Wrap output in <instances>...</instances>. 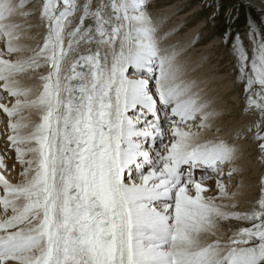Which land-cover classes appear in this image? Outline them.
<instances>
[{
  "label": "snow or ice",
  "instance_id": "6c2138e0",
  "mask_svg": "<svg viewBox=\"0 0 264 264\" xmlns=\"http://www.w3.org/2000/svg\"><path fill=\"white\" fill-rule=\"evenodd\" d=\"M148 8L0 0V264H264V176L249 210L230 183L242 137L264 162V20L224 33L252 116L229 139Z\"/></svg>",
  "mask_w": 264,
  "mask_h": 264
},
{
  "label": "rangeland",
  "instance_id": "374dc122",
  "mask_svg": "<svg viewBox=\"0 0 264 264\" xmlns=\"http://www.w3.org/2000/svg\"><path fill=\"white\" fill-rule=\"evenodd\" d=\"M250 1L253 2V0ZM255 1L258 2L257 3L258 5L261 4L264 6V0H255ZM148 4H149V8H148L149 13L152 15L155 21L157 20L156 21L157 25L160 23L158 25V27H160L159 28L160 32L158 31L157 35L162 36L166 34L163 41L167 40L168 38L174 40L173 37L176 34L184 33L189 29H192L193 27L200 25L204 21L205 23L204 25L206 26L199 27L198 32L190 38L187 44L182 46L183 49H180L179 53L180 55L183 56L184 52L189 55L191 52L194 51V53L198 55V62H195L193 60L194 58L193 54L191 56L189 55L190 58L186 57L187 55H184L185 58H188V60L186 59L187 60L186 62L191 63V67L189 69L190 72H193L196 69H200V68L204 70H208V69L212 70L215 68L222 69V72H220L222 80L224 81L227 80L231 82L233 86L231 88L232 89L231 95L224 96L223 94L225 93H222L220 95L222 98L220 99L219 103L223 106V108L221 113L218 114V117L220 118L219 120H222L224 117H229L231 119L230 125L228 126V128L222 129V133H226V131L229 130L231 131L232 134L238 129L240 130L244 128L246 125H248L252 120V116L244 112L245 103H246L245 95L243 91V85L237 80L238 72L236 70V58L234 57V55L231 54L230 42L228 45H226L223 42V38H224V33L229 28L232 29L233 36H235L236 33H241V35L244 36V34L247 33L248 31V19L252 18L257 22V24H260L261 21L264 20V11L254 6L252 3H250L247 0H148ZM173 5L179 8H177L173 12H169L167 14L168 16L167 19H165L166 17L162 18L165 19L164 23H162L163 22L162 19L160 20L161 18L160 12L162 11L160 10H163L165 7L167 8ZM209 5L211 6L209 7ZM190 12L191 14H188ZM184 14H187V17H186V21L182 23V21L179 20V17ZM34 19L32 18L30 23L33 24L36 23L35 22L36 20ZM174 20L176 22L180 21L179 22L180 27H178L177 30L171 29L169 33H165L166 32L165 28L172 25ZM261 26L264 27V25ZM31 32H33V34L37 32L40 33L43 32V29H38V30L32 29ZM29 40L34 42L33 44L35 45L36 43L35 40L34 41L31 39ZM212 40L213 41L216 40L217 44L216 45L212 44L210 48L213 47L215 49L208 48V45L212 43ZM244 41L247 47L251 49L252 45L248 42L246 36H244ZM167 46L169 45L167 44ZM173 46L175 47L181 46V43L176 42L175 45ZM213 50H214L213 53H209ZM180 55L178 56V58L180 57ZM205 78L210 79V74ZM28 81L25 80V82L31 86H34L36 83L35 80H31V84H30V80ZM227 106L230 108L229 111H225L227 109ZM246 138L247 137H242L239 141H237V144H239L238 145L239 147L247 146L250 149H252L250 152L251 158L253 157V159H256L257 161H255V163H258L257 166L258 165L260 166V173L257 177H255L254 184L253 185L249 184L250 187L248 185V189H249L248 195L249 197L253 198L252 201L254 202L258 199L260 195L259 180L262 176H264V162H262L259 159L254 142H252L250 139L249 140L247 139L248 141L246 140V143H243V141ZM13 177L15 178L16 176ZM16 178L20 179L18 174ZM252 201L251 203L248 204H246V202L244 204L243 203H240V205L238 204L239 206L243 207L239 211L251 209L253 207Z\"/></svg>",
  "mask_w": 264,
  "mask_h": 264
},
{
  "label": "bare ground",
  "instance_id": "6f19581e",
  "mask_svg": "<svg viewBox=\"0 0 264 264\" xmlns=\"http://www.w3.org/2000/svg\"><path fill=\"white\" fill-rule=\"evenodd\" d=\"M253 2H255L256 4L258 3L255 0H253ZM259 5L264 9V6L263 5H261V4H259ZM177 8H179V7H176L175 5H173V6H169L167 8L165 7L163 10H160V11H162V12H160L161 13L160 14V17H161L160 20L162 18H164V17H166L165 19H167V17H168L167 14L169 12H173ZM188 14H191V12L188 13ZM186 17H187V14H184V15H182V16L179 17V20L182 21V23H183V22L186 21ZM33 19H34V17H33ZM165 19H162V21H163L162 23H164ZM34 20H36V18ZM179 22H176L174 20V22H173L172 25H170L167 28H165V30H166L165 33H169L171 29L177 30L178 27H180ZM204 24L205 23L203 21L200 25H197V26L193 27L192 29H189L188 31H186L184 33L176 34L173 37L174 40H171V39L168 38L167 40H164L163 41V44H165V45L168 44L169 46H173V45H175L176 42L177 43L180 42L181 43V46H176L175 47L176 50L179 52L180 49H183L182 46H184L185 44H187L188 41L190 40V38L194 34H196L198 32V28L199 27H205L206 26ZM40 33H42V32H40ZM161 34H163V33H161ZM158 36H160V35H158ZM162 36L165 37L166 34L165 35H162ZM176 39H177V41H176ZM29 41H30L29 39L28 40H26V39L23 40L24 43L34 46V44H33L34 42H32V41L29 42ZM212 44H215L216 45L217 44L216 40H214V41L212 40V43L208 45V48H210ZM2 46H3L2 45V42H0V47H2ZM210 49H215V48L212 47ZM213 52H214V50L211 51V52H209V53H213ZM192 54H193V57H194L193 60L195 62H198V55L195 54L194 51L191 52L189 55L191 56ZM184 55H187L186 57H189L190 58V56L187 53H185V52H184ZM184 55L183 56L180 55L179 58L177 57V60L185 68V78L186 79H189V80L194 79V80L197 81L198 89H199L202 97H204L205 99L210 100L212 107H214L218 111V114H220L221 111H222V108H223V106L219 103L220 99L222 98L220 95L222 93H225V94H223L224 96L231 95V90H232L231 88L233 87L232 84H231V82L230 81H227V80L226 81L222 80L221 74H220V72H222V69H216L215 68V69H212V70H210V69L204 70V69H201L200 68V69H196L193 72H190L189 69L191 67V63L186 62L188 60V58H185ZM208 68H210V67H208ZM209 74H210V79L209 78H205ZM26 81H28V80L26 79ZM23 83L27 84L25 82V80L23 81ZM28 83H29V81H28ZM30 84H31V80H30ZM27 85H29V84H27ZM29 86H31V85H29ZM5 102H7V101H5ZM229 109L230 108L227 106V109L225 111H229ZM32 119L33 120H36V119H38V117L35 116V115H33L32 116ZM219 119L220 118L217 116L216 117V120H215L216 125L219 126L221 129L228 128V126L230 125L231 119L229 117H224L222 120H219ZM3 120H6V119H5V116H4L3 112H2V110H0V133L1 132L3 133V130L6 127V122H4L3 124H1ZM2 133L0 134V153L3 152V149L5 147V145H4L5 136ZM222 134L225 137L231 139V136H232L233 133L231 134V131L228 130V131H226V133H222ZM247 139L248 138H246L243 141V143H246V140ZM237 145H239V144H237ZM238 148L240 149V151L238 153L239 159L236 161V163H237V166L241 169V171L238 172V173H236L233 176L232 181L230 183H231V186H233V187H231V190L237 192V196L235 198V203H237V205L238 204L240 205V203H243L244 204L245 202H246V204L251 203V201L253 200V198L249 197V195H248V191H249L248 185L249 184H251V185L254 184L255 177H257L259 175V173H260V166L259 165L257 166L258 163H255V161H257L256 159H253V157L251 158L250 152H251L252 149H250L247 146H245V147H243V146L239 147L238 146ZM253 154H255V153H253ZM6 163L8 164L9 169H10V171L8 172L9 179L12 180V182H17L19 180L18 178H16L17 177V174L20 171L19 164H16V168L15 169H11L12 164L15 163V153H14V151H9L8 152L7 159H6ZM13 176H16V177L14 178ZM210 184H211V187H214V182H210ZM237 185H239V187H237ZM235 187H236V189H235ZM249 187H250V185H249ZM229 203H231V201ZM239 205H238V209H237L238 211L241 208H243L242 206H239Z\"/></svg>",
  "mask_w": 264,
  "mask_h": 264
}]
</instances>
